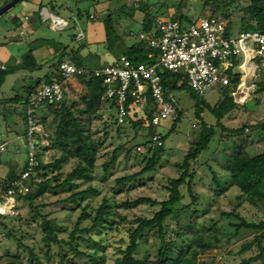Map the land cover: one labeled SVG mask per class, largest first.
<instances>
[{
	"label": "trees",
	"instance_id": "1",
	"mask_svg": "<svg viewBox=\"0 0 264 264\" xmlns=\"http://www.w3.org/2000/svg\"><path fill=\"white\" fill-rule=\"evenodd\" d=\"M9 1L5 0L0 7ZM22 1L24 0L18 3ZM206 3L208 0L205 1ZM131 7L132 11L139 9L144 13L141 19V32L147 36L158 34L155 21L158 13L151 14L148 6L142 5L140 2H134ZM177 9L180 8L177 7ZM178 10L175 13L179 14ZM239 10L242 14L237 33L252 30L264 33V0H248ZM216 12L225 21L224 36L229 37L233 25L231 13L213 10L211 15H215ZM78 13L81 14V11L78 10ZM130 15L132 16V14ZM85 16L89 19L93 17L89 13H86ZM170 18L179 21L180 24L194 22V19H190L183 13H180L178 17L175 15V17ZM102 21L105 30L104 42L108 51H113L121 46L124 48L121 55H125L132 62L155 63V52L146 47L142 41L138 40L131 45L124 44L123 37L114 29L112 14L107 13ZM123 33L127 34V31H123ZM48 41L50 40L37 38L28 43L29 54L25 61H33L32 51L38 47L39 43ZM67 48L68 46L61 49L58 47L59 53L54 64L56 69L58 62L66 54L78 66L85 65L88 68H96L108 63L106 61L100 62L96 53L80 55L81 46L71 53L67 51ZM119 56H116L115 59ZM242 59V54L232 55L226 59L227 67L221 65L220 68L227 75L229 81L228 85L223 88L222 98L210 107V111L216 117V123L203 127L182 161L175 164L179 173L176 177L167 178L166 183L163 184L164 189L168 192L167 198L164 200H156L149 196H138L134 199L126 197L121 201L114 198L120 193H127L135 188L136 185L132 182L137 177L152 172L161 164L163 144L154 149H149L147 152L137 151V147L145 146L152 135L159 134L162 142L167 135L150 129L153 126L152 116L145 112L144 115H139L136 111L137 106L128 102L125 121L118 123L116 115H111V121L103 124L102 135L106 137L109 132L114 130L117 137L120 138L127 127L132 129L133 134L125 140L121 137L123 141L115 146L111 152L103 153L101 151L103 141L96 136L98 129L92 127L93 121L101 117L99 114L100 109H102L101 104L108 103L110 107L115 108V103L104 98L105 86L102 77L93 74L78 75L73 77L77 83V85H73L68 81L69 79L66 80L68 83L64 81L57 70L53 69L44 78V81L49 83L52 75L58 79L63 90V97L58 102L45 101L41 103L46 108L44 115L35 113L33 116L38 127V130H35L33 134L35 141L34 158L37 165L32 168L29 180L25 179L23 184L30 182L34 186V191L32 192V187L29 184L31 188L26 192L29 194H20L19 196L20 199L28 203L30 209L31 216L28 217L27 221L34 222L41 228L43 244L39 251L44 260L39 257L33 247L24 243L25 235L17 236V229L13 225V221L18 216L0 214V236L13 237L17 248L27 251L26 261L28 264H107L106 250L111 244L106 239L104 242L102 238L96 239L93 235L113 234L114 232H121L123 235L119 240V245L114 248L115 256L111 264H197L198 255L212 248H220L223 239L229 242L240 229H254L258 232L251 240L240 245L237 254L242 255L253 248H255V253L248 257H242L238 264H264V151L256 154L248 153L243 145L250 143L251 140L243 138L242 147H237L231 151L226 162L222 164L221 167L227 173V177H222L209 169L212 175L211 182H215L217 187L214 190L215 197L210 200V205L217 203L219 197L224 196L229 189L237 187L238 194L235 197L237 205L246 201L251 207L258 210L262 218L258 221L249 220L238 211V207H233L229 211L219 210L216 215L208 218V224L203 226L197 220L200 209L194 207L202 203L194 189L196 168H191L190 162L196 160L198 155L208 148L210 140L215 135V127H219L222 134L235 137L248 135L249 133L245 132L250 130H258L260 131L259 139L264 140V119L250 125L242 124L236 128H227L220 122L223 117L237 107L233 94L238 89L240 73L234 67L239 66ZM6 75V68L0 66V88ZM160 75L166 93L189 88L182 74L164 70L160 72ZM263 90V86H258L255 92ZM36 91V85H30L26 87L24 95L17 93L8 100L15 105H23V138L25 144L26 108ZM70 91L76 95V98L70 97L68 94ZM191 93L197 97L192 91ZM204 104L202 97L196 100V115H200ZM180 118L181 111L178 110L177 118L173 120L169 132L175 129ZM147 128L149 131L147 134H140L141 130ZM245 128L248 130L246 131ZM138 137L143 138V140L134 142ZM130 143L133 144L128 146ZM123 150H126L125 156L134 150L135 154L140 156V162L143 163L142 168L132 174L114 178L109 189L111 196L103 195L101 202L97 206H93L91 198H95L100 192L92 183L95 179L94 171L98 160L102 157L105 158L101 163V169L103 172H107L117 159L118 153ZM48 151L50 152L47 157ZM72 160H74L73 167L64 172V166ZM199 165L204 166V163ZM28 166V150H26V159L22 162L21 167L17 170L11 169L1 181V191L12 188L13 182L20 178ZM218 180L223 185H219ZM81 183L86 185L81 187ZM182 186L186 187L190 201L181 207H177L183 198ZM58 189L68 193L60 200L61 202L71 203L80 208L79 215L67 237L59 236L60 233L66 232L67 228L42 212L47 206L45 203L37 202L44 194ZM111 198L115 200L111 202ZM144 203L152 206L158 205V209L151 216L133 215L131 219H128L127 215L121 211L132 209ZM16 207L18 209L17 205ZM201 209L200 213L205 214L209 208L205 205ZM7 217L12 219L7 220ZM83 220H88L89 225L80 227ZM222 221L233 228V233L223 230ZM81 242L87 243L91 250L82 249ZM81 259L83 262H79ZM0 264H25V262L19 257L18 252L0 257Z\"/></svg>",
	"mask_w": 264,
	"mask_h": 264
},
{
	"label": "rangeland",
	"instance_id": "2",
	"mask_svg": "<svg viewBox=\"0 0 264 264\" xmlns=\"http://www.w3.org/2000/svg\"><path fill=\"white\" fill-rule=\"evenodd\" d=\"M5 0H0V5ZM142 5H147L151 14H157L158 16L164 15L163 17H178L180 13L185 14L190 19L197 20L200 17L210 16L213 10L226 11L231 13V20L233 22L231 28L230 36L235 35L238 32L239 19L242 12L239 10L243 5L247 3L248 0H208V3L205 4L206 0H140ZM137 1L134 0H52L51 4H47L48 9H53L54 13L66 17L68 25L63 30H50V19H47L46 22H43L44 25L41 28V31L49 33L54 39H66L67 35L70 36L72 33H76L77 30L82 29L85 33L86 39L96 38L99 41H104L105 31L104 23L101 20H83L80 17L77 18L76 13L78 10L81 11L83 16L86 13L92 14L96 9L102 10L101 15L103 16L106 13L112 14L114 29L118 34H121L124 40L125 45H131L132 43L137 42L138 35L141 32V20L140 13L132 11L131 5ZM19 3H16L14 7L17 8ZM172 7V8H171ZM179 7V14L175 13L172 9ZM170 11V12H169ZM9 12V11H7ZM4 13L0 16V38H3V34L6 33L4 22L8 13ZM168 12L170 14H168ZM174 12V13H173ZM132 14V16L130 15ZM216 17L221 16L216 12ZM123 31H127V34H124ZM38 35V33L36 34ZM101 39V40H100ZM29 41V40H26ZM68 41V37H67ZM97 42L94 45H91V49L94 53H98L100 57L106 58L107 60L115 58L118 55L123 53L121 46L114 49L113 51H108L105 45V42ZM22 59L25 61L26 56H23ZM221 67L220 64H218ZM21 68V67H19ZM236 71L240 70V66H235ZM26 77V76H25ZM21 81V78L19 79ZM39 81V82H38ZM32 77L25 78L26 85L35 86L38 89L43 83L42 79L38 80ZM69 81V80H68ZM38 82V83H36ZM8 83L4 85V88L1 89L4 91V96H13L14 92H9ZM18 86V84H17ZM223 88L220 85H215L207 94L202 97L204 105L200 115L195 114V102L199 98L194 97L191 93L190 88L186 89H177L173 91L174 96L178 100V107L181 111V118L177 122L176 127L173 131L169 132V129L172 126L173 121L170 119H164L158 125L151 126L152 131H158L162 134H167L163 141V154L161 158V164L152 172L145 173L142 176H139L135 179L132 184L136 185L135 188L131 189L127 193H120L115 199L121 201L123 199L130 198L134 199L138 196H149L156 200H164L167 198L168 192L164 189L163 184L166 183L167 178L176 177L179 173L178 168L175 166L177 162H181L185 153L188 151L189 147L193 145L194 140L198 137L200 130L208 125H214L216 123V117L210 111L212 107L218 100L223 96ZM22 94H25V91H22ZM70 97L76 98V95L73 92L68 93ZM235 101L237 102V107L234 108L232 112L223 117L220 122L227 128H236L240 127L242 124L250 125L256 121L264 119V90L263 91H251L249 95L244 94L243 92L236 91L233 94ZM100 109V118L93 121V128L98 129L96 136L103 141L101 151L103 153H109L111 150L125 140L127 137L130 138L133 134V131L130 127H127L124 133L121 134V137H117V133L113 131L105 137L103 136V124L104 122L109 123L111 121V115L116 114V109L110 107L108 103L101 104ZM145 106L136 107V111L139 115H144ZM13 109H16V105L12 102H7L5 108H0V143L7 144V147L4 151H0V183L3 178L10 172V169L17 168L18 165H21L22 162L26 159V144L24 138L14 137L13 133L9 131L6 132L7 128L4 122V116L6 117L7 123L9 120H12V129H19L22 133L24 130L23 123V113L22 108L16 109V112H11ZM11 110V111H10ZM36 114L40 113L36 110ZM44 115V114H43ZM42 116V115H41ZM16 121V123L14 122ZM16 127H15V126ZM41 128V127H40ZM41 131V130H40ZM43 131V129H42ZM45 131V130H44ZM148 128L141 130L140 134H147ZM245 133L248 135H242L239 137L227 136L221 133L219 127H215V135L212 137L208 144V148L203 150L197 157L196 160L190 162L191 168H196V178L194 189L199 195L201 205H195L194 207L200 209L197 214L198 222L205 226L208 224V218L213 217L219 212V210L229 211L233 207H238V211L247 217L249 220L258 221L262 218L258 210L251 207L246 201H242L237 205L235 199L238 194L237 187H232L228 192L219 197L217 203L210 205V200L215 197L216 184L211 182L212 175L209 169H212L220 176L225 177L227 173L221 167L223 163L226 162L231 151L240 147L242 144V139L247 138L250 141L248 144H242L244 149L250 154H256L264 151V140H260V131L253 130ZM143 138L138 137L134 142H140ZM48 144L47 142L45 143ZM133 143L128 144V146ZM242 147V146H241ZM50 151L47 152V157ZM126 150L120 151L118 153L117 159L110 168L109 171L103 172L101 169V163L105 159L104 157L100 158L97 162L95 168V179L92 183L100 191L95 198H91V204L97 206L103 197L106 195L111 196L109 191L110 187L113 184L114 178L132 174L139 171L143 163L140 162V156L135 154L134 150L128 156H125ZM12 161H14L13 164ZM204 163V166L199 164ZM74 165V160L70 161L64 166V172L69 171ZM227 177V176H226ZM32 187V192L34 191V186L29 183H24L20 189L24 191L30 190ZM219 185H223L220 180H218ZM86 184L81 183L80 186L84 187ZM181 192L183 198L177 207H181L183 204H187L190 201L189 196L187 195L186 187H181ZM1 193V185H0ZM31 193V192H30ZM27 195L29 193H26ZM68 193L60 189L56 191H51L44 194L39 201L43 202L47 206L42 210L49 218H53L57 223L65 226L67 228L66 232L60 233V237H67L69 231L72 230L74 223L79 215L80 208L71 203H63L60 200L63 199ZM111 198V202L115 199ZM199 201V202H200ZM15 204L18 206V216L14 219L13 225L17 229V236L25 235L23 241L28 246L33 247L34 251L38 253L39 257L44 260L43 255L40 253V248L42 246L41 241V228L34 222H29L28 217L31 216L28 203L20 197L16 198ZM207 205L208 211L205 214H201V207ZM158 209V205L152 206L147 203L140 204L137 207H134L129 210H121L127 215L128 219H131L133 215H144L151 216L155 210ZM11 217H7V220H11ZM88 220H83L80 224V227L89 225ZM223 230L226 232L233 233V228L229 227L225 221L221 222ZM257 230L254 229H240L238 233L229 241L226 242L225 239L221 242L220 248H212L204 252L203 254L198 255L197 264H238L242 257H248L255 253V248L250 249L238 255L237 251L240 248V245L246 241H249L257 233ZM102 234V235H93L96 239L102 238L109 241L110 247L106 250L107 255V264H111L114 258V248L119 245V240L123 235L121 232H114L113 234ZM81 248L86 250H91V248L85 242H81ZM19 252V257L24 260L25 264H28L27 251H22L17 248L16 241L13 237L0 236V257L7 254H16ZM83 262V259L79 260Z\"/></svg>",
	"mask_w": 264,
	"mask_h": 264
},
{
	"label": "built area",
	"instance_id": "3",
	"mask_svg": "<svg viewBox=\"0 0 264 264\" xmlns=\"http://www.w3.org/2000/svg\"><path fill=\"white\" fill-rule=\"evenodd\" d=\"M50 27L64 29L68 22L51 13ZM158 34L147 36L140 32L138 39L156 54L155 63L132 62L125 55L96 68L78 66L69 57H63L57 65V72L66 81L78 75L102 77L105 86L103 96L115 103L116 120L125 121L126 105L145 106L144 112L152 116L153 125L164 119L175 120L178 115V100L173 92L166 93L161 82V71L182 74L191 91L198 97H204L215 85L225 88L228 77L217 65L227 67L226 59L242 54L240 83L237 91L249 95L258 86L264 87V33L252 30L225 37V21L214 15L200 17L191 24H180L169 17H157ZM24 29H21L23 32ZM83 37V32L76 34V39ZM151 56V55H150ZM63 97L60 81L56 78L49 83H42L26 108L25 138L28 150L29 166L20 178L13 182V187L0 193V214L14 216L18 214L16 198L26 195L19 188L29 180L32 168L37 165L34 158L35 141L33 134L38 130L34 114L43 102H58ZM247 131L248 128H245ZM163 144L159 134L150 137L145 146H138L137 151L147 152ZM3 144L0 151H4Z\"/></svg>",
	"mask_w": 264,
	"mask_h": 264
},
{
	"label": "crops",
	"instance_id": "4",
	"mask_svg": "<svg viewBox=\"0 0 264 264\" xmlns=\"http://www.w3.org/2000/svg\"><path fill=\"white\" fill-rule=\"evenodd\" d=\"M134 1L141 3L140 0H134ZM46 2L48 4H51L52 0H24L19 3L17 8H14L13 10L10 9L9 12H7L8 14L6 16L3 25L5 26L6 33L3 34L2 36L3 38H0V66L2 68H6L7 71L5 81L0 88V108L2 107L5 108L9 98L12 97V96L5 97L4 91L2 92L1 90L4 88V85H6V83H8L7 87L9 92H14L13 94L14 96L17 93L22 94V91H25L26 87L30 86V85H26L24 82L26 77L36 78L37 81L42 79L43 83L45 82L44 78H46V76H48L53 69L54 70L56 69V67H54L55 66L54 64L57 61V55L59 53L58 47L61 49L64 46H68L67 51L71 53L77 47L81 46V48L79 49V53L82 56H85L88 53H94V51L91 49L92 47L91 45H94V43H97L99 40H97L96 38L94 39L91 38L87 40L86 39L87 37L85 36V33L82 29L77 30L76 33L70 34V36L67 35L68 41H67V37L66 39H61V38L54 39L49 33L43 32L44 30L41 31V28L44 25L43 22H46V20L49 19L47 18L49 13L64 18L65 20L67 18V16L63 17L54 13L53 9L51 8L49 10ZM96 8L97 6H95V9L93 11V17L90 19L87 18L86 16L79 14L78 11L76 13V16L78 18L81 15V18L83 20L86 19L90 21L93 20L101 21L107 13L105 12V15L103 16V14L101 15L102 10L101 9L98 10ZM176 9L177 8L174 7V9L172 10L176 11ZM135 12L140 13V20H141L144 13L139 9H136ZM169 12L168 14H170ZM163 16L164 15L160 14L158 17H163ZM22 28L24 29L23 32H21ZM48 29L55 30L52 29L50 26H48ZM79 31L83 32V37L80 39H76L75 34H77V32ZM37 33L38 35H36ZM37 38L49 39L50 41L39 43L38 47L32 51L33 61L31 62L24 61L22 57L27 56L29 54L28 43H30L32 40ZM104 41H99V42H104ZM96 54L98 55V53ZM65 57H69L68 54H66ZM98 59L100 60V62L106 61L109 63L113 61L115 58L113 57L112 59L107 60L106 58L104 59L100 57V55H98ZM20 78L21 81L19 80ZM52 79H54L53 75L50 78V80ZM69 82L73 83V85H77L74 78L69 79ZM19 108H22L23 110V105L16 104V109ZM16 109L10 111L15 113ZM36 110L40 113V115H42L46 111V108L44 107V105H40ZM3 119L7 126V128H5L6 132L8 131V129H10L9 131L13 133L14 137L15 136L21 137L23 139V133L19 129L17 130L12 129L11 126L12 120H9L8 123L11 124H8L5 116ZM14 123H16V121ZM1 144H3L5 148L7 147V144H5V142L0 143V145ZM12 163L16 164L17 162L14 163V161H12ZM16 165H17V168L15 167L16 170L21 167V165H18V163Z\"/></svg>",
	"mask_w": 264,
	"mask_h": 264
},
{
	"label": "water",
	"instance_id": "5",
	"mask_svg": "<svg viewBox=\"0 0 264 264\" xmlns=\"http://www.w3.org/2000/svg\"><path fill=\"white\" fill-rule=\"evenodd\" d=\"M21 0H10L6 4L2 5L0 7V16L9 11L12 7L15 6L16 3H18Z\"/></svg>",
	"mask_w": 264,
	"mask_h": 264
},
{
	"label": "bare ground",
	"instance_id": "6",
	"mask_svg": "<svg viewBox=\"0 0 264 264\" xmlns=\"http://www.w3.org/2000/svg\"><path fill=\"white\" fill-rule=\"evenodd\" d=\"M23 185V182L20 184L19 188Z\"/></svg>",
	"mask_w": 264,
	"mask_h": 264
},
{
	"label": "clouds",
	"instance_id": "7",
	"mask_svg": "<svg viewBox=\"0 0 264 264\" xmlns=\"http://www.w3.org/2000/svg\"><path fill=\"white\" fill-rule=\"evenodd\" d=\"M52 14V13H51ZM54 15V14H53ZM56 16V15H55ZM3 235V234H2Z\"/></svg>",
	"mask_w": 264,
	"mask_h": 264
}]
</instances>
